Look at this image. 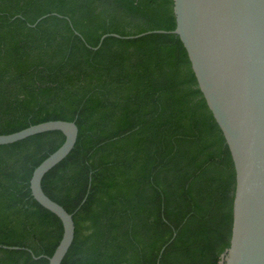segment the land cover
I'll use <instances>...</instances> for the list:
<instances>
[{
    "label": "trees",
    "instance_id": "obj_1",
    "mask_svg": "<svg viewBox=\"0 0 264 264\" xmlns=\"http://www.w3.org/2000/svg\"><path fill=\"white\" fill-rule=\"evenodd\" d=\"M174 29L173 0H0V135L78 129L41 182L72 214L61 264H220L229 248L232 159ZM63 142L0 146V264L56 249L62 224L29 181Z\"/></svg>",
    "mask_w": 264,
    "mask_h": 264
},
{
    "label": "water",
    "instance_id": "obj_2",
    "mask_svg": "<svg viewBox=\"0 0 264 264\" xmlns=\"http://www.w3.org/2000/svg\"><path fill=\"white\" fill-rule=\"evenodd\" d=\"M173 14L171 33L187 53L235 173L231 237L220 264H264V0H173ZM107 36L118 37L104 35L96 48ZM52 131L61 132L64 142L33 170L29 189L33 199L62 224L61 239L47 258L48 264H61L74 239L72 214L46 196L41 182L73 150L75 122L31 125L0 135V146Z\"/></svg>",
    "mask_w": 264,
    "mask_h": 264
}]
</instances>
